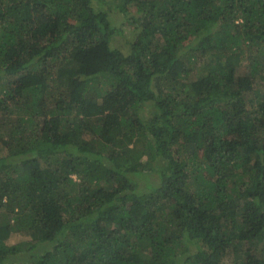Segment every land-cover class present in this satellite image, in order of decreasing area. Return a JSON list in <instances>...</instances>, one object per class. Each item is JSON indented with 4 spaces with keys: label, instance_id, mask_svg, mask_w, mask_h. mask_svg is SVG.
<instances>
[{
    "label": "trees",
    "instance_id": "obj_1",
    "mask_svg": "<svg viewBox=\"0 0 264 264\" xmlns=\"http://www.w3.org/2000/svg\"><path fill=\"white\" fill-rule=\"evenodd\" d=\"M0 264H264V0H0Z\"/></svg>",
    "mask_w": 264,
    "mask_h": 264
},
{
    "label": "rangeland",
    "instance_id": "obj_2",
    "mask_svg": "<svg viewBox=\"0 0 264 264\" xmlns=\"http://www.w3.org/2000/svg\"><path fill=\"white\" fill-rule=\"evenodd\" d=\"M127 29L129 28V29H131L132 30V27H129V25L128 24H126V26H125ZM133 31V30H132ZM126 35L127 36H121V37H118V39H120L119 40V43H117V45L121 48V49H123L125 52H128L129 51V49L131 48L130 47V44L131 43H129L128 42V39H133V35L127 30L126 32ZM27 237H24V236H22L21 234H18V233H15V234H13L8 240H7V243L8 244H15V243H17V242H20V241H22V240H25ZM14 258V257H13ZM14 260L15 261H17L15 258H14Z\"/></svg>",
    "mask_w": 264,
    "mask_h": 264
}]
</instances>
